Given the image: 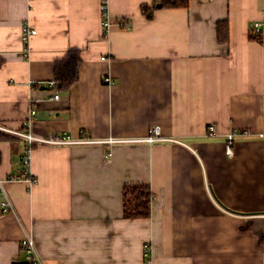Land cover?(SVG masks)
I'll list each match as a JSON object with an SVG mask.
<instances>
[{"label": "crops", "instance_id": "obj_1", "mask_svg": "<svg viewBox=\"0 0 264 264\" xmlns=\"http://www.w3.org/2000/svg\"><path fill=\"white\" fill-rule=\"evenodd\" d=\"M107 3L105 34L102 0H0V125L93 140L158 125L181 142L34 145L31 184L9 180L25 142L0 130L12 203L0 206V264H21L27 235L43 264H264V35H253L264 0H189L149 18L154 0ZM26 26L37 30L28 44ZM71 51L78 79L50 100L46 83ZM234 129L252 134L229 157ZM136 184L151 190L149 217L125 216L124 187Z\"/></svg>", "mask_w": 264, "mask_h": 264}, {"label": "built area", "instance_id": "obj_2", "mask_svg": "<svg viewBox=\"0 0 264 264\" xmlns=\"http://www.w3.org/2000/svg\"><path fill=\"white\" fill-rule=\"evenodd\" d=\"M107 0H102V11H103V27L105 34H108L111 29V22L109 20V14H108V6H107ZM255 33L263 34L264 35V18L261 21H257L254 24ZM37 34V30L35 28H32L30 26L25 27L24 32V40L25 43L28 44L30 39ZM104 81L106 83H113V80L110 76H107L104 78ZM57 81H49L46 83V86L57 89ZM53 90L52 96H50V100H59L61 98L58 90ZM55 91V92H54ZM36 113L35 109H32V116ZM0 130L10 132L14 134L15 136H18L22 138L25 142V147L23 149V155H22V164H23V172L21 175L11 176L9 180H27L29 183L34 184L37 182V179L31 175V159H32V151L34 145H40V144H46V145H52V146H69V145H82V144H91V143H106L109 145L117 144V143H147V144H155V143H161V142H181L178 139L173 138H166L161 133V127L156 125L152 126L149 130V133L144 138H109L106 140H93L87 136L86 132H81V136L79 138H73L68 135H54L50 134L46 137H37L34 136L30 131L27 130H11L6 127H3L0 125ZM208 134L211 136H214L216 134L215 127L213 125H210L208 127ZM252 134V131L250 129H242V130H232L228 134V138L226 141V151L227 155L229 157L234 156V144L236 140L240 137H248ZM261 137H264V133L260 135ZM111 153H107L106 159L110 160ZM6 182L5 179L0 178V206L5 210H10L12 208V203L8 199L4 183ZM4 197L5 199L2 200L1 198ZM264 217V214H263ZM21 252L23 261L21 264H43V261L39 255L37 244L35 239L32 235L25 236L21 241ZM151 246L147 245L144 248V257L147 260V262L153 263V259L151 257Z\"/></svg>", "mask_w": 264, "mask_h": 264}, {"label": "trees", "instance_id": "obj_3", "mask_svg": "<svg viewBox=\"0 0 264 264\" xmlns=\"http://www.w3.org/2000/svg\"><path fill=\"white\" fill-rule=\"evenodd\" d=\"M153 8L143 6L146 16L152 17L154 9L162 8H187L189 0H154ZM261 36L259 33H253ZM81 56L78 51L69 52L56 64L55 78L58 82V91H67L77 81ZM8 138L7 133L0 132V141ZM124 213L127 218L149 217L151 212L152 193L146 185H127L124 187Z\"/></svg>", "mask_w": 264, "mask_h": 264}]
</instances>
